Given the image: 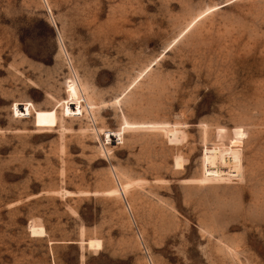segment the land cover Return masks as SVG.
Segmentation results:
<instances>
[{"label":"rangeland","instance_id":"1","mask_svg":"<svg viewBox=\"0 0 264 264\" xmlns=\"http://www.w3.org/2000/svg\"><path fill=\"white\" fill-rule=\"evenodd\" d=\"M0 264H264V0H0Z\"/></svg>","mask_w":264,"mask_h":264},{"label":"bare ground","instance_id":"2","mask_svg":"<svg viewBox=\"0 0 264 264\" xmlns=\"http://www.w3.org/2000/svg\"><path fill=\"white\" fill-rule=\"evenodd\" d=\"M30 231H31L30 234H32L33 238L34 237L41 238V237H44V235H45V231L42 228L31 227Z\"/></svg>","mask_w":264,"mask_h":264}]
</instances>
